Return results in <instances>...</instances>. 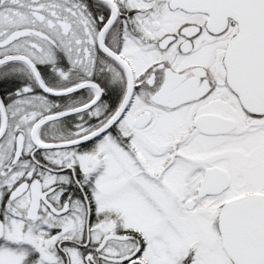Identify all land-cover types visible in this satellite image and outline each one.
<instances>
[{
  "label": "snow or ice",
  "instance_id": "1",
  "mask_svg": "<svg viewBox=\"0 0 264 264\" xmlns=\"http://www.w3.org/2000/svg\"><path fill=\"white\" fill-rule=\"evenodd\" d=\"M0 264H264V0H0Z\"/></svg>",
  "mask_w": 264,
  "mask_h": 264
}]
</instances>
